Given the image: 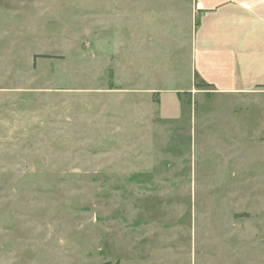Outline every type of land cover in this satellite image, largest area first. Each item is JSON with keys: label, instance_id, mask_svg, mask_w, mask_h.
<instances>
[{"label": "rangeland", "instance_id": "rangeland-1", "mask_svg": "<svg viewBox=\"0 0 264 264\" xmlns=\"http://www.w3.org/2000/svg\"><path fill=\"white\" fill-rule=\"evenodd\" d=\"M195 4L0 0V264H264V88L196 82Z\"/></svg>", "mask_w": 264, "mask_h": 264}, {"label": "crops", "instance_id": "crops-1", "mask_svg": "<svg viewBox=\"0 0 264 264\" xmlns=\"http://www.w3.org/2000/svg\"><path fill=\"white\" fill-rule=\"evenodd\" d=\"M195 6L196 82L220 93L264 88V0H196Z\"/></svg>", "mask_w": 264, "mask_h": 264}, {"label": "trees", "instance_id": "trees-1", "mask_svg": "<svg viewBox=\"0 0 264 264\" xmlns=\"http://www.w3.org/2000/svg\"><path fill=\"white\" fill-rule=\"evenodd\" d=\"M199 85H208V84H199Z\"/></svg>", "mask_w": 264, "mask_h": 264}]
</instances>
